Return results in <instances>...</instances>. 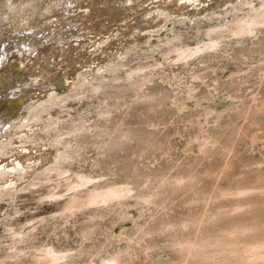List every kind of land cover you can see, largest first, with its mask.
Here are the masks:
<instances>
[{
    "label": "rangeland",
    "instance_id": "obj_1",
    "mask_svg": "<svg viewBox=\"0 0 264 264\" xmlns=\"http://www.w3.org/2000/svg\"><path fill=\"white\" fill-rule=\"evenodd\" d=\"M199 1L152 26L135 21L145 43L136 30L83 57L72 44L120 1L0 0V142L19 127L33 137L1 160L23 166L0 178V264H31L41 250L56 264H261L228 248L264 240V20L237 36L253 8ZM212 41L184 61L163 58ZM68 58L79 65L71 86ZM78 176L89 183L77 192L121 195L71 210L45 197Z\"/></svg>",
    "mask_w": 264,
    "mask_h": 264
},
{
    "label": "bare ground",
    "instance_id": "obj_2",
    "mask_svg": "<svg viewBox=\"0 0 264 264\" xmlns=\"http://www.w3.org/2000/svg\"><path fill=\"white\" fill-rule=\"evenodd\" d=\"M117 1H120V4L118 6H113L115 8L114 11H111L113 7H108V5H107L108 10L106 13H103L105 16L104 19L99 20V23L96 26H94L92 28L90 27V29L87 30V32L90 33L87 36V38H82V39H84L83 41H77L75 44H72V45H74L75 48L79 47L80 45L84 46L83 49H80V52L81 51L84 52L83 57L84 56H88V57L92 56L95 53V51L97 49H99L101 46H103L104 44H106V43L111 44L110 42H113V41L115 43V41H117L118 39H122L126 35H128L125 38L127 41H131V42L134 41V38H132V37H133V34L135 33L134 31H136V30H138L137 32H139L140 35H142V37L135 39V41L138 40V41L144 42V40H147V39H145V37H147V33L145 30H143L145 25H142L140 28L136 29L137 24L134 23L135 21H143V22H150L151 21V23H152L151 26H152V25L157 24L159 21L164 20L166 17H168L169 13H179L180 14V9L182 11H187V10L190 11V9H189L190 6L196 7V6L190 5L189 0H136L134 3H132V5L128 4L130 2V0H126L125 2H124V0H117ZM204 1L205 0L199 1L200 2L199 8L205 9L206 7H208V4H213V3L219 2L218 0H206V3H202ZM256 1H257V3H259V5L255 4ZM237 5H247V6H250L251 8H253L254 13H255V18H254V20H252L250 22L249 21L247 22L244 19H243V21H235L231 33H233L234 35H237V36L245 35V34L251 32V26H253V25L256 26V25L263 23V20H264V3L263 2H260V0H244V1L237 2ZM259 7H260V9H259ZM162 10H164V11H162ZM93 18H94V16H93ZM96 19H98V18H94V19H91L89 21L91 22V21H94ZM254 26H253V28H254ZM210 33H211L210 31L205 32L206 35H209ZM88 42L92 43V45H89ZM68 46H69V44H68ZM70 46H71V44H70ZM216 46H217L216 41H212L209 43H203V44L198 43V44H196V46L194 48H187L184 46H177V47L174 46V48H172L171 50H168L165 54H163L164 55L163 58L166 62H175V61H182V60L184 61L186 59H189L193 55H196V54L201 53L202 51H205V49H212V48H215ZM103 47H107V46L104 45ZM114 47L115 46H113V48ZM68 48H70V47H68ZM68 48H65V51L71 57L72 51H70V49H68ZM41 51H46V50L42 49ZM77 52H79V51H77ZM114 52H115V50H114ZM75 54L77 55V53H75ZM76 55H75L74 60L76 59ZM35 59H37V57ZM35 59L32 61L31 58H28L27 62L24 61L23 59H21V61H19V62H21L23 65H27V66H29L28 65L29 62L30 63L32 62L33 63L32 66H35L37 63L36 61H38V59L37 60H35ZM58 59H60V58H58ZM68 59H69V61L65 65H63L64 67L60 66V68L61 69L65 68L66 72H64V73H66V74H65L64 78H66V84L68 86H71L72 79L74 77H76V75H77L75 69H77V66L79 67V65L75 64L76 60L74 63V60L72 58H68ZM86 60H87V58H86ZM45 65L46 64H43L41 67L45 68ZM57 66L59 67V65H57ZM60 68H59V70H61ZM46 72H48V71H43L40 74H44ZM96 73H98V70ZM19 75H21V73ZM128 76H126V77H128ZM19 77H21V76H18V78ZM115 80H117V79H115ZM144 81H146V80H144ZM142 82H143V80H142ZM96 89H98V88H96ZM6 102H7V104H14L15 99L13 98V99L6 101ZM24 107H25V105H24ZM10 119H12V118H10ZM21 129H23V128L19 127L16 130L17 131L16 135L9 140L7 139L8 141H1L0 142V167L2 168V170H0V178L5 179L7 177H10L13 174H16L23 166L19 162H14L11 164H6V165H3L1 163L3 161L2 158L7 155V152L9 150H15V148L18 146H22V147L23 146L24 147L29 146L32 143L33 137L29 134L31 132V130L26 128L27 133L26 134H20V132H18V131ZM8 135H9V133L6 134V136H8ZM16 152L21 153L20 151H15V153ZM88 183H89L88 179L85 177H82V176L81 177H79V176L73 177L70 179H63L62 181H59L57 183L52 184L50 186L48 192L46 193L45 197L52 198V199L53 198L63 199V201L61 203V205H62L61 209L62 210H71L73 208L76 209V208L89 206L92 204L104 203L107 201L109 202L110 200L119 198L121 195V192L119 189H106L104 191L103 190L102 191L101 190L100 191L93 190V191H83V192L75 191L76 189H79L80 187L87 185ZM72 190H74L75 192H73ZM70 191H72L73 193L70 194L69 193ZM242 228L243 227H241V229ZM240 234H242V233H240ZM228 235H229V233H228ZM238 237L240 238L241 236H238ZM261 239H262V237H261ZM231 245H230V247L228 246L229 247L228 252L230 253V255L239 256L242 259L244 258L245 260H249V262L252 261V263H253V261L254 262L255 261L256 262L261 261V264H262V262L264 261V240H257L256 239V241H251V242L247 243L246 245L243 244L244 246H242V244H240V245L237 244L240 247L237 246L235 243L231 244ZM197 246H200V245H197ZM183 247H185V245ZM189 247L191 248V246H189ZM224 250H226V249H224ZM225 252H227V251H225ZM239 257H237L236 260ZM57 259H58L57 257L52 256L50 253H48V251H42V250L41 251H34L32 253V255L30 256L31 264H56ZM242 259H240V261Z\"/></svg>",
    "mask_w": 264,
    "mask_h": 264
}]
</instances>
